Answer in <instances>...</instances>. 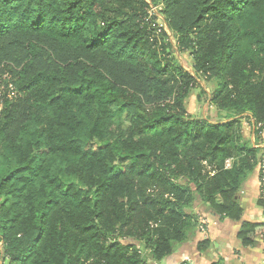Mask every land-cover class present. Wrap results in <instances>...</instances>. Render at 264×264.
<instances>
[{
    "label": "trees",
    "instance_id": "obj_1",
    "mask_svg": "<svg viewBox=\"0 0 264 264\" xmlns=\"http://www.w3.org/2000/svg\"><path fill=\"white\" fill-rule=\"evenodd\" d=\"M196 75L222 122L187 113ZM242 120L264 134V0H0V261L149 264L204 214L252 246L238 194L264 148Z\"/></svg>",
    "mask_w": 264,
    "mask_h": 264
},
{
    "label": "crops",
    "instance_id": "obj_2",
    "mask_svg": "<svg viewBox=\"0 0 264 264\" xmlns=\"http://www.w3.org/2000/svg\"><path fill=\"white\" fill-rule=\"evenodd\" d=\"M258 146L264 148V142ZM259 171L257 166L248 176L238 200L243 209V221L264 224V209L257 205L261 192ZM199 222L203 225L186 243L178 246L171 255L148 263L182 264L185 258H189L191 264H264V236L257 237L252 246L241 248L237 240L239 223L209 214H204ZM205 240L209 241V248L198 251V243Z\"/></svg>",
    "mask_w": 264,
    "mask_h": 264
},
{
    "label": "rangeland",
    "instance_id": "obj_3",
    "mask_svg": "<svg viewBox=\"0 0 264 264\" xmlns=\"http://www.w3.org/2000/svg\"><path fill=\"white\" fill-rule=\"evenodd\" d=\"M150 2V0H147ZM161 6L158 7H152L150 9V14L152 17H154L156 24L163 28L166 32L173 49H176L175 40L171 36V34L168 32L163 20L161 19L159 15V10ZM174 55L176 56L178 62L191 74L194 75V71L192 68V61L185 53H178L174 50ZM196 83L186 100V110L189 114L190 118L192 119H199V120H205L210 123H217L222 122L225 118V113L219 112L216 107L211 103V89L214 87L211 81L206 79L203 76L196 75ZM244 129H245V138L251 143L255 140L256 143H263V134L262 136L256 140L255 136L253 135V129L250 126V124L246 120H242ZM146 254V252H144ZM0 264H3L2 261H0ZM6 264V263H5Z\"/></svg>",
    "mask_w": 264,
    "mask_h": 264
},
{
    "label": "built area",
    "instance_id": "obj_4",
    "mask_svg": "<svg viewBox=\"0 0 264 264\" xmlns=\"http://www.w3.org/2000/svg\"><path fill=\"white\" fill-rule=\"evenodd\" d=\"M230 165H231V161H228V160H227V161L225 162V168H229ZM260 169L264 170V163L261 164ZM182 264H191V261H190L189 258H185V259L183 260Z\"/></svg>",
    "mask_w": 264,
    "mask_h": 264
}]
</instances>
